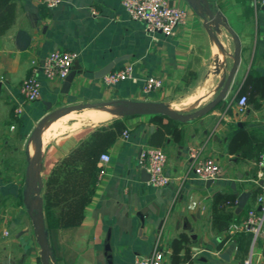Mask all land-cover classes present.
Returning <instances> with one entry per match:
<instances>
[{"label":"crops","instance_id":"1","mask_svg":"<svg viewBox=\"0 0 264 264\" xmlns=\"http://www.w3.org/2000/svg\"><path fill=\"white\" fill-rule=\"evenodd\" d=\"M13 1V22L0 34V264H41L28 208L35 204L30 185L31 177L35 179L33 129L46 113L44 102L52 107H95L66 113L44 125L37 163L40 195L52 164L99 123L122 118L126 131L104 151L110 160L80 224L47 227L43 212L51 264H105V244L112 264H133L135 257L148 255L157 246L170 264L169 244L179 232L190 238L188 264H242L249 253L250 263L260 264L264 235L251 244V237L246 238L249 232L235 225L244 219L246 208L260 210L255 199L264 181V167L258 165L264 154V98L256 103L247 100L242 111L237 107L238 98L248 95L240 94L247 76H264V5L256 10L252 0H208L224 18L223 27L209 18L198 0H166L185 12L170 36L147 32L142 22L127 16L120 0H61L54 7L43 0ZM20 29L31 36L24 51L16 46ZM231 33L239 52L224 98L207 113L179 122L177 137L159 130L149 116L125 117L116 113L115 104L106 105L113 100L167 104L177 96L193 105L208 94L212 101L233 63L236 42ZM55 49L78 53L67 93L60 91L64 79L48 80L39 74L38 99L24 102L20 81L33 63ZM114 59L111 71L131 64L135 81L107 85L103 76L96 77ZM146 75L158 77L161 87L143 92ZM149 146L165 150L169 182L160 188L140 177L138 154ZM188 146L199 147L202 155L220 164L222 171L209 185L194 175ZM241 191L250 192L242 219L215 232L210 216L213 195L225 192L237 197ZM151 204L157 212L147 211L140 220L139 210ZM235 206L236 199L229 207L233 215Z\"/></svg>","mask_w":264,"mask_h":264},{"label":"trees","instance_id":"2","mask_svg":"<svg viewBox=\"0 0 264 264\" xmlns=\"http://www.w3.org/2000/svg\"><path fill=\"white\" fill-rule=\"evenodd\" d=\"M13 0H0V34L7 30L14 19ZM246 99L256 103L264 98V76L248 75L240 91ZM159 130L174 137L179 133L178 121L161 115H147ZM129 117V116H125ZM125 129L122 118H111L99 123L89 134L72 146L65 155L58 158L49 169L42 185V202L47 227H69L82 222L84 211L89 204L98 182V159L118 135ZM232 193L218 192L213 195L210 205L211 228L221 233L231 223L242 219L241 211L233 215L229 209L235 204ZM248 208H246L247 210ZM251 237L247 235V241ZM246 241V243H247ZM190 238L186 233H177L170 241V264L191 262Z\"/></svg>","mask_w":264,"mask_h":264},{"label":"built area","instance_id":"3","mask_svg":"<svg viewBox=\"0 0 264 264\" xmlns=\"http://www.w3.org/2000/svg\"><path fill=\"white\" fill-rule=\"evenodd\" d=\"M48 7H54L61 0H43ZM120 4L127 16L143 23L147 32H159L164 35H172L175 28L182 23L184 19V9L181 7L169 5L166 0H120ZM254 8L264 5V0H252ZM78 53L71 50L55 49L49 51L39 62L33 63L30 67V73L23 78L18 91L24 102H33L38 99L40 82L38 75L41 74L48 80H63L71 70L73 62L77 59ZM133 80L132 65L128 64L120 69L110 71L103 76V81L107 85H114L119 81ZM161 80L153 75H146L143 78L142 90L149 93L160 88ZM247 103L245 95H241L237 100V107L242 111ZM21 109L17 108L16 112ZM124 130L122 134L125 135ZM165 150L160 147H145L138 154L137 165L144 168L148 174V184L160 188L169 182L167 173L164 172L166 161ZM188 158L192 162L193 173L195 176L203 179H215L219 176L221 170L220 164L211 156L202 155L199 147L188 146L186 150ZM110 155L102 152L98 159L97 179L100 180L105 174V165L109 162ZM258 165L264 167V154L259 158ZM260 193L255 199V203L260 205L257 211L255 206L249 207L244 219L235 227L250 232L251 244L257 241L258 237L264 235L262 227L264 224V181L261 184ZM6 234V232H5ZM165 251L156 247L148 255H139L135 257L133 264H168L165 262ZM264 261V258H263ZM242 264L250 263V253L242 260Z\"/></svg>","mask_w":264,"mask_h":264},{"label":"water","instance_id":"4","mask_svg":"<svg viewBox=\"0 0 264 264\" xmlns=\"http://www.w3.org/2000/svg\"><path fill=\"white\" fill-rule=\"evenodd\" d=\"M189 1H193V0H189ZM198 1L203 4L204 9L210 19L217 21L223 27L226 26L225 20L222 17V15L218 11L213 9L212 4L209 3L208 0H198ZM231 35H232V38L236 42V48L234 52V59H233L232 66L226 78L224 79V83L219 93L217 94V96L212 101L207 103L206 105L197 109L194 113L187 114V113L178 112L176 110L169 108L165 103L161 101H114L113 100V102L107 103L106 105L115 104L117 106L116 113L121 114L123 116H130V117L131 115L132 116H141V115L147 116L149 114L150 115H161L168 119L182 122V123L188 122L194 117L201 116L207 113L212 108H214L222 98H224V95L229 87V84L231 82V79H232V76H233V73H234V70L237 64L238 52H239L238 42H237L236 36L233 35L232 33ZM16 36H17L16 37L17 48L19 50L24 51V49H26L30 43L31 36L29 35V33H27L26 31L22 29L17 31ZM116 61L117 60L114 59V61L108 63L105 67H103V69H101L98 73L95 74L96 77H101L109 73L113 68L114 62ZM74 75H75L74 71H71V70L66 75V77L63 80L62 87L60 90L61 93H67L69 85ZM43 104L45 105L46 113L37 121L34 127L35 129H33V136L36 139V151H35V157L33 161L35 165L33 167L34 172H35V179H32L31 177L30 185H31V191L34 193L35 204L29 205L28 210H29V217L32 220L31 223H32L33 234L36 238L35 241L37 245L39 246V260L41 264H51L50 258H51L52 252H51V248L49 247L48 240L45 236L44 223H43V211H42L44 202H42V197L40 195L41 182L38 176V167H37L38 166L37 163L39 162V159L41 156V148H40L41 147V132L43 130L44 125L48 123L49 121L56 120L62 115L69 113V112H74V111H78V110L85 109V108H93L95 106L90 105V104H86V105L75 104V105H61L59 107H52L51 103L49 102H44ZM151 129L152 127H150V130ZM140 177H141V180L144 182L148 180V174L146 173L144 168L140 169ZM211 182H212V179L206 180V185H209ZM259 184H261V181ZM231 187L232 189H234L233 184L231 185ZM249 196H250L249 191H241L237 195L236 206L233 210L235 214H238L243 210ZM157 199L161 201V198L157 197ZM157 210H158V207L155 204H151V205L145 206L142 209H140L137 216L139 217L140 220H142L144 213L149 211L155 214ZM162 221L163 220L160 221V224L162 223ZM262 231L264 232V224L262 227ZM261 246H262L261 255L264 258V243ZM104 250H105V264H112L111 255L107 253L109 251L108 244L104 245ZM221 257L225 258L223 253L221 254ZM260 264H264V261H262Z\"/></svg>","mask_w":264,"mask_h":264},{"label":"rangeland","instance_id":"5","mask_svg":"<svg viewBox=\"0 0 264 264\" xmlns=\"http://www.w3.org/2000/svg\"><path fill=\"white\" fill-rule=\"evenodd\" d=\"M194 92H196V91H194ZM211 99H212L211 95L208 94V96L204 100H202L196 104L190 105L186 102V98L181 97V96H177L172 101H170V102L168 101V103L166 105L169 108L176 110L178 112L191 114V113H194L200 107L209 103ZM88 127H90V124L86 126V128H88Z\"/></svg>","mask_w":264,"mask_h":264},{"label":"bare ground","instance_id":"6","mask_svg":"<svg viewBox=\"0 0 264 264\" xmlns=\"http://www.w3.org/2000/svg\"><path fill=\"white\" fill-rule=\"evenodd\" d=\"M80 114H81V113H80ZM96 114H97V113H96ZM70 115H71V114H70ZM111 115H112V114H111ZM105 117H106V116H105ZM73 118H74V117H73ZM59 120H61V119H59ZM59 120H58V121H59ZM64 120H65V119H64ZM87 121H88V120H87ZM63 122H64V121H63ZM73 123H75V122H73ZM75 124L77 125V122H76ZM73 126H74V125H73ZM73 126H72V127H73ZM46 127H47V126H46ZM59 127H60V126H59ZM61 128H62V127H61Z\"/></svg>","mask_w":264,"mask_h":264}]
</instances>
